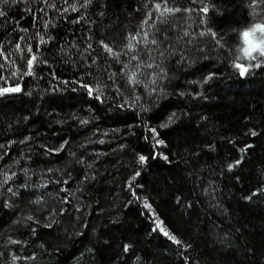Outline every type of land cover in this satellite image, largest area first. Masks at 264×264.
<instances>
[{
    "label": "trees",
    "instance_id": "trees-1",
    "mask_svg": "<svg viewBox=\"0 0 264 264\" xmlns=\"http://www.w3.org/2000/svg\"><path fill=\"white\" fill-rule=\"evenodd\" d=\"M138 5L139 0H111L107 15L112 19L91 26L94 41L103 38L105 42L122 45L126 31H135L143 19V9L134 11ZM29 6L35 9L37 5L25 2L4 9L8 16L7 22L0 18V39L16 27L15 21H19L20 27L28 28L29 33L35 31L31 16L24 11ZM228 7L234 8L235 4ZM76 15L70 12L68 21L61 20L59 27L51 30L57 38L55 48L51 44L46 46L47 50L41 48L49 65H40L42 71L38 70L36 76L19 81L24 88L22 94L0 98V144L6 145L0 148V154L7 152L0 160V169L15 171L18 177L14 178L15 185L9 182L10 186L23 183L22 167L32 170L30 184L45 182L49 177L53 181L47 189L31 186L22 189L24 193L34 194L15 198L13 209L0 207V264H182L173 250L175 246L162 235L151 232L155 227L153 211L144 209L142 202L135 200L126 187L127 178L138 167L136 152L146 155L162 152L169 158L168 161L150 159L147 166L140 168L142 175L134 190L140 197L149 199L155 215L180 239L192 244L187 253L189 264H264V196L251 201L243 199L264 183V69L242 79L230 64L222 62L226 52L218 50L210 53V60L177 72L167 85L170 95L149 112L140 113L139 108L118 109L116 105L121 100L117 97L114 101L108 94L110 89L101 103L89 98L83 89L73 92L75 85L61 83L79 75L63 62L68 56L77 59L75 49L67 45L73 38L82 43L89 28L83 23L72 24L70 21ZM89 15L97 20L92 12ZM235 22L244 23L239 10L216 19V24L224 28ZM195 29L193 24L192 30ZM32 43L35 51V41ZM61 45L65 46L64 51H60ZM119 67L112 64L113 71ZM51 71L60 80L52 79ZM209 71L223 75L207 84L190 83L200 81ZM57 86L59 90L51 91ZM177 90L186 95L176 94ZM142 91L137 90L138 94ZM197 92L201 95L197 96ZM172 113L176 114L175 123L159 127ZM79 119H87L89 123L82 125ZM142 120L157 128L159 138L166 141L167 147L153 149V141L142 138L151 136ZM249 129L259 135L245 136ZM24 136L32 139L20 144ZM64 140L69 143L62 153L43 154L40 145L58 147ZM229 140L235 143L230 144ZM245 143L255 147L242 154L239 149ZM209 144L214 148L206 147ZM21 152L32 159L21 158ZM241 155L243 163L227 172L226 164ZM81 156L93 167L89 169L76 163ZM14 160L20 163L14 164ZM48 168L53 172L48 173ZM221 171L225 173L223 176ZM85 175L90 179L85 181ZM92 176L95 178L91 179ZM58 180L69 183H56ZM213 187L217 189L211 194L216 196L215 200L203 191L204 188L211 191ZM61 188L69 189L72 205H86V210L75 213L70 208L63 217H57L61 221L58 225L45 228L42 225L52 219L48 212L52 209L59 212L58 197L64 194L59 191ZM41 195L44 199L35 203ZM177 196L185 202H194L191 216L184 212L183 206L177 207ZM3 199L0 196V201ZM197 200L199 203H195ZM217 200L219 206L211 207ZM27 215H35L41 221L35 226V236L29 234L24 223H13ZM77 231L83 235H76ZM226 233L230 245H221L218 241ZM8 237L22 243H7ZM124 243L134 246L129 253H122ZM248 249H254L255 255L248 253Z\"/></svg>",
    "mask_w": 264,
    "mask_h": 264
},
{
    "label": "snow or ice",
    "instance_id": "snow-or-ice-1",
    "mask_svg": "<svg viewBox=\"0 0 264 264\" xmlns=\"http://www.w3.org/2000/svg\"><path fill=\"white\" fill-rule=\"evenodd\" d=\"M27 2L29 5H37L35 9L31 6L24 9L32 18V27L34 32L29 33L28 28L20 27L19 21H15L16 27L11 32H7L3 39H0V98H7L16 94H22L24 88L19 83L24 77H34L40 65H49V59L41 52V48L52 45L56 47V36L51 34V30L59 27L61 20L68 21L69 13H77L76 17L70 22L72 24L89 25L87 33L82 37V43L77 42L75 38L68 43L67 47L75 49L77 59L68 56L63 62L69 65L74 72L79 73L72 80H61L64 85L73 84L71 91L76 92L78 89H83L89 98H93L101 103L104 102L108 92L115 101L117 97L121 102L116 105L118 109L131 108L135 110L139 108L140 113H147L152 107H155L160 100L170 95L167 90V85L175 78V74L180 71L187 70L201 63L204 60H210L211 52L224 53L222 62L230 64L231 67L237 70L240 78H247L255 70L264 69V0H139V5L134 9L135 12H141L143 9V19L135 27V31L128 30L124 36L122 45H116L115 41L108 43L101 38L94 41V33L92 25L98 22H103L108 17L107 13L110 10L109 4L111 0H0V18H5L7 22L8 13L4 10L21 3ZM228 4H235L234 8H229ZM95 10V11H93ZM237 10L240 11L244 18V23L235 22L233 26L224 28L216 24L218 17L232 15ZM90 12L96 15L97 20L90 18ZM54 14V15H53ZM131 16V14H129ZM115 17V13L113 14ZM118 19V17H116ZM193 24H196V29H193ZM127 27V26H125ZM25 33L27 35L19 34ZM15 34V35H14ZM209 38L205 41V38ZM35 41V51L32 41ZM23 42V45L22 43ZM95 43V47H94ZM211 45V47H209ZM65 46H60V51H64ZM120 65L117 71L112 70V64ZM50 75L54 80H60L55 73L51 71ZM218 75H223L215 71H209L202 77L200 81L190 83L207 84ZM42 78V77H41ZM88 78V79H86ZM143 91L138 94L137 90ZM59 90L58 86L53 87L51 91ZM29 96L31 92L27 93ZM180 96L186 95L184 91L177 90ZM197 96L201 93L197 92ZM138 113V115L140 114ZM25 120L28 117H24ZM76 119V117H73ZM206 120L207 117H201ZM176 114L172 113L168 117L166 123L159 125L161 128L168 127L169 124L175 123ZM79 123L86 125L89 123L87 119H79ZM147 132L151 136H143L145 141L151 139L153 141L152 148L167 147L166 141L159 138V132L156 127L146 124L141 121ZM135 135V132L132 133ZM245 136L257 137L259 133L253 129H249L244 133ZM31 136H24L19 141L20 144H26L31 140ZM103 143V141H100ZM230 144L235 143L234 140L228 141ZM9 144L15 143L8 141ZM69 142L62 141L58 147L40 145L44 155L62 153ZM6 145L0 144V148H5ZM29 147H31L29 145ZM121 148L124 145H120ZM206 147L213 149L214 145L209 144ZM255 147L254 144L245 143L244 147L239 149V152L244 154ZM7 155L5 151L0 154V160H3ZM72 155H75L74 153ZM199 155V153H193ZM21 158L31 160L32 157L24 156L20 153ZM162 158L168 161L169 158L162 152H152L148 155L142 152L135 153V161L138 167L133 169V174L127 178L126 187L135 200L141 201L144 209L153 211L154 228L152 233L162 235L167 241L175 246L173 249L177 252L182 264H189L188 251L192 248V244L182 240L178 235L171 230L164 220H161L155 215L152 204L147 197H140L134 190L138 178L142 175L140 168L147 166L150 159ZM96 159H99L97 156ZM243 155L239 159H235L226 164L227 172L231 173L236 166L243 163ZM78 164L86 165L87 168H92V163H87L81 156L75 161ZM95 161H93L94 163ZM14 164H19V160H14ZM7 167H11L8 165ZM23 174V183L18 186H10V181L15 185L14 178L17 177V172H8L0 169V175L3 179L0 181V196L4 199L0 201V207L5 209H13L15 198L24 195H33L34 193H24L21 190L28 187L47 189L50 183H53L49 177L45 182L38 184H30L32 172L29 167L20 168ZM48 173L53 172V169L48 168ZM34 174V173H33ZM225 173L221 171L220 175ZM70 175V173H68ZM95 177L92 176L91 179ZM85 181L90 177L85 175ZM197 180L200 178L197 177ZM239 177L236 180L239 181ZM67 185L69 182L56 181ZM5 186H7L5 188ZM63 195L58 197L60 209L57 213L55 209L48 212V216L52 217L42 225L45 228H52L58 225L61 221L57 217H63L73 209L75 213H80L82 209L86 210V205L76 207L71 203V193L68 188L59 189ZM205 194L211 195L217 189L215 187L203 189ZM264 196V183H260L256 188L251 190L250 195L243 197L246 201H251L254 197ZM44 199L41 195L35 203L39 204ZM211 199L215 200L216 196L211 195ZM132 201H129L131 203ZM195 203H199L197 200ZM177 207L183 206L185 213L191 216L194 202H185L182 197H176ZM219 206L217 200L216 205ZM226 211V210H225ZM198 218V217H197ZM14 224L24 223L25 227L31 236L37 234V228L41 221L35 215H27L13 221ZM67 232V230H66ZM73 233H68L71 236ZM76 235H83L81 232H76ZM225 238L218 242L221 245H230V240ZM7 243L17 244L22 243L19 240L7 238ZM105 244L109 243L104 241ZM134 246L131 243L122 245V253H129ZM248 253L255 255L254 249H248ZM122 257L118 256V259ZM15 259V257H13ZM137 260L140 257H136Z\"/></svg>",
    "mask_w": 264,
    "mask_h": 264
}]
</instances>
